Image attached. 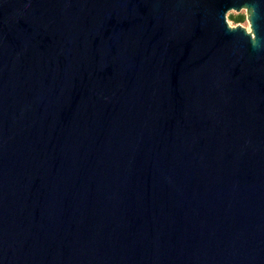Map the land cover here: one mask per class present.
<instances>
[{
  "label": "water",
  "instance_id": "water-1",
  "mask_svg": "<svg viewBox=\"0 0 264 264\" xmlns=\"http://www.w3.org/2000/svg\"><path fill=\"white\" fill-rule=\"evenodd\" d=\"M0 264H264V0H0Z\"/></svg>",
  "mask_w": 264,
  "mask_h": 264
},
{
  "label": "trees",
  "instance_id": "trees-1",
  "mask_svg": "<svg viewBox=\"0 0 264 264\" xmlns=\"http://www.w3.org/2000/svg\"><path fill=\"white\" fill-rule=\"evenodd\" d=\"M230 20H232L234 23H242L246 20L247 16L245 13H237V14H231L229 15Z\"/></svg>",
  "mask_w": 264,
  "mask_h": 264
},
{
  "label": "rangeland",
  "instance_id": "rangeland-1",
  "mask_svg": "<svg viewBox=\"0 0 264 264\" xmlns=\"http://www.w3.org/2000/svg\"><path fill=\"white\" fill-rule=\"evenodd\" d=\"M241 12H243V13H245L246 14V10H242ZM240 12V13H241ZM238 12H236V11H230V13H229V15H231V14H237ZM246 16H247V14H246ZM229 22H230V24L232 25V26H235V25H237V24H242V25H244V26H246L248 29H250V24H249V21H248V19L246 18V20L244 21V22H242V23H234L232 20H230V18H229Z\"/></svg>",
  "mask_w": 264,
  "mask_h": 264
}]
</instances>
